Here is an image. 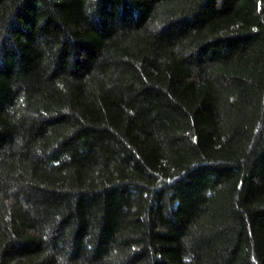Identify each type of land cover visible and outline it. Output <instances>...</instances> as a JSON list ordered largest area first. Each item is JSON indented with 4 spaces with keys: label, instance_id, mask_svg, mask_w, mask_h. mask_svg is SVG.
<instances>
[{
    "label": "trees",
    "instance_id": "trees-1",
    "mask_svg": "<svg viewBox=\"0 0 264 264\" xmlns=\"http://www.w3.org/2000/svg\"><path fill=\"white\" fill-rule=\"evenodd\" d=\"M0 264H264V0H0Z\"/></svg>",
    "mask_w": 264,
    "mask_h": 264
}]
</instances>
